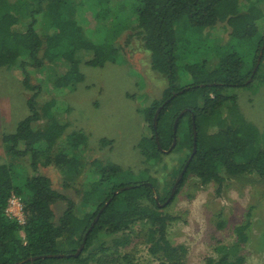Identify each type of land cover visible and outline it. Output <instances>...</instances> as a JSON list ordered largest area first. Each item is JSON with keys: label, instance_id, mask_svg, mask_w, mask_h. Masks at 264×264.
Here are the masks:
<instances>
[{"label": "trees", "instance_id": "obj_1", "mask_svg": "<svg viewBox=\"0 0 264 264\" xmlns=\"http://www.w3.org/2000/svg\"><path fill=\"white\" fill-rule=\"evenodd\" d=\"M84 1L0 0V68H18L22 87L30 94L26 101L28 115L17 123L13 133L5 134L2 141L9 157L29 160L31 171L21 176L12 164L0 165V264H139L129 254L120 258L107 254L114 249L111 253L114 255L119 246L129 244L128 235L116 238L112 248L105 244L92 247V244L99 234L108 237L125 233L140 221L149 226L147 249L159 264H184L186 250L182 246L174 247L168 240L167 227L173 218L160 212L153 198V185L117 184L116 181L114 184L111 178L117 180L119 168L99 165L96 167L100 172L99 181L75 203L54 190L50 179L38 172L41 162L58 167L70 164L65 153L76 151L85 144L84 137L76 133L61 140L66 126L56 118L55 102L39 103L42 88L32 82L28 70L41 71L47 65L64 67L62 73L55 70L50 82L54 89H61L82 80L80 61L90 67H102L105 63H116L119 58V50L111 39L94 44L72 19V14L83 6ZM104 2L101 0L98 5ZM109 11L108 7L103 8L97 15L106 19ZM133 12L137 35L150 53L151 68L167 82L161 99L153 101L144 111L152 135L142 138L140 152L148 159L160 157L153 117L156 110L176 94L161 109L156 134L161 149H168L173 141V122L180 112L188 109L179 119L176 135L181 123H187V134L172 150L187 149L186 162L192 151L190 114H193L197 131L196 152L179 187L188 177L197 179L201 185L216 184L217 192L225 176L238 178L254 173L264 180V129L262 131L241 114L237 95L230 91L246 89L259 79L264 82L261 72L264 67V25L260 26L264 23V0H137ZM38 18L46 23L43 32L36 30ZM222 23L230 28L231 39L239 41L235 48L230 47L231 43L215 47L220 50V57L216 56L215 62L203 60L178 66V31H204ZM115 27L113 32L120 31L119 22ZM242 44L247 45L248 53L240 51ZM179 69L191 78V84L186 88H178ZM187 93L195 99L190 105L178 101ZM59 143L62 146H58ZM75 165L74 162L73 167ZM106 183L112 185L107 199L95 212H85L91 198L101 194ZM11 196L20 200L22 223L5 211ZM58 202H63L66 208L56 219L52 207ZM248 226V221L238 225L234 229L231 252L217 260L208 259L207 264H243L244 258L239 253L248 241ZM84 238L83 249L78 257H74ZM98 253L101 256H97ZM107 257L109 261H104Z\"/></svg>", "mask_w": 264, "mask_h": 264}, {"label": "rangeland", "instance_id": "obj_2", "mask_svg": "<svg viewBox=\"0 0 264 264\" xmlns=\"http://www.w3.org/2000/svg\"><path fill=\"white\" fill-rule=\"evenodd\" d=\"M100 2L85 0L83 6L75 10L71 17L83 35L94 44L112 40V44L119 50L116 63L90 67L80 61L78 66L82 80L61 89H54L50 82L55 70L62 73L64 67L47 65L41 71L28 70L32 82L42 88L39 103L42 105L50 100L55 102L56 118L66 126L61 140L65 141L67 136L76 133L84 137L85 144L80 145L76 151L65 153L70 160L66 166L44 165L41 162L39 174L50 179L54 190L78 203L80 195L99 181L100 172L96 167L115 165L119 173L117 180L111 178L113 183L153 185V198L160 212L173 218L167 227L168 240L174 247L182 246L186 250L184 264H207L208 259L217 260L221 255L231 252L235 241L234 229L247 221L248 241L241 247L239 254L244 258L243 264H264V180L256 174L238 178H228L222 174L225 181L219 192L214 183L201 185L197 179L188 177L182 186L177 185L173 198L166 204L186 163L188 150H174L168 154L161 152L159 158L148 159L140 152L139 146L142 138L152 135L144 111L153 101L161 99L167 82L163 75L151 68L150 53L145 50L143 41L137 35L133 14L137 0H105L98 5ZM107 7L110 9L108 17L102 19L97 14ZM116 22L120 23L121 29L113 32ZM262 25L264 23H260ZM44 26L46 23L38 18L36 30L43 32ZM177 34L180 41V67L203 60L215 62L220 57V50L215 47L231 43L230 47L235 48L239 42L231 39L230 28L225 23L204 31L183 29ZM239 49L241 52H249L246 44L239 45ZM260 58L261 50L257 60ZM17 69L0 68V165L12 164L16 172L24 176L31 173L29 160L9 157L7 146L2 141L3 136L13 133L17 123L28 115L26 101L30 94L22 87V76ZM261 72L264 73V67ZM178 77V88H186L191 84L190 76L182 69H179ZM230 91L237 95L241 114L263 131L264 82L259 79L246 89ZM194 100L189 93L178 99L187 105ZM186 134L187 123H181L176 135L177 143ZM74 162L76 165L73 167ZM111 188L112 185L104 184L101 194L91 198L85 212H95L107 199ZM65 208L63 202L53 205L56 219ZM148 227L144 221H140L125 233L108 237L99 234L92 247L105 244L112 248L116 238L128 235L129 244L119 246L114 255L111 254L113 249L107 253L108 256L120 258L129 254L139 264H159L147 249ZM97 256H101L100 253ZM104 261H109V257Z\"/></svg>", "mask_w": 264, "mask_h": 264}, {"label": "water", "instance_id": "obj_3", "mask_svg": "<svg viewBox=\"0 0 264 264\" xmlns=\"http://www.w3.org/2000/svg\"><path fill=\"white\" fill-rule=\"evenodd\" d=\"M258 62H259V59H258ZM258 62H257V63H258ZM254 70L256 71V68H255ZM255 71H253V72H255ZM174 97H176V94H174V95L171 97V99H173ZM171 99H170V100H171ZM170 100L165 101V102L163 103V105H162L161 107H159V108L156 110L155 115H154V117H153V122H152L153 130L155 131V140H156L155 142H156L157 148H158L162 153H165V154L170 153V152L175 148L176 143H177V141H178V140H176V133H177V126H178L179 119L184 115L185 112L189 111L188 109L183 110L182 112H180V114H179V115L177 116V118L174 120V122H173V126H172V133H173V138H172L173 141H172V144H171V146L169 147V149H168L167 151L162 150L161 147H160V144H159V141H160V140L158 139V136H157V134H156V129H157V119H158V116H159V113H160L161 109H162V108H163V107H164V106H165ZM191 130H192V141H193V143H192V151H191V153H190V155H189V158H188V160L186 161V163H185V165H184V167H183V169H182V172L180 173V175H179L177 181L175 182V184H174V186H173V188H172V191H171L170 197H169V199L167 200L166 204H168L169 201L173 198V195H174V192H175V190H176V187H177L178 183L180 182V180L182 179L183 174H184V172H185V170H186V168H187V165H188L189 161L192 159V157L194 156V154H195V152H196V138H197V131H196V125H195V120H194V116H193V114L191 115ZM122 190H123V189H122ZM122 190H121V191H122ZM116 194H117V192L114 193V195H116ZM108 203H109V202H107V203L103 206V208L100 210L99 214L96 216V218H95L94 221L92 222V224H91V226H90V228H89L88 231L91 230V228L93 227V225L96 223V221H97V219H98L100 213L103 211V209L107 206ZM166 204H165V205H166ZM84 242H85V238H84L83 243L80 245L79 249L77 250V252L74 254V257H78V255L80 254L81 250H82L83 247H84ZM61 257H63V256H61Z\"/></svg>", "mask_w": 264, "mask_h": 264}, {"label": "built area", "instance_id": "obj_4", "mask_svg": "<svg viewBox=\"0 0 264 264\" xmlns=\"http://www.w3.org/2000/svg\"><path fill=\"white\" fill-rule=\"evenodd\" d=\"M5 211L10 217L16 218L21 223L23 222L22 207L19 198H17L16 196H11L8 201L7 210Z\"/></svg>", "mask_w": 264, "mask_h": 264}, {"label": "flooded vegetation", "instance_id": "obj_5", "mask_svg": "<svg viewBox=\"0 0 264 264\" xmlns=\"http://www.w3.org/2000/svg\"><path fill=\"white\" fill-rule=\"evenodd\" d=\"M190 121H191V114H190ZM181 172H182V170H181Z\"/></svg>", "mask_w": 264, "mask_h": 264}]
</instances>
